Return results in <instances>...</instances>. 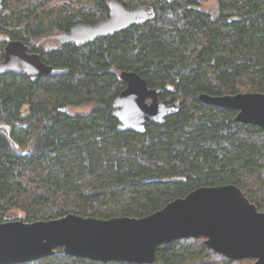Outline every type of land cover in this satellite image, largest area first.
I'll list each match as a JSON object with an SVG mask.
<instances>
[{
    "label": "trees",
    "instance_id": "trees-1",
    "mask_svg": "<svg viewBox=\"0 0 264 264\" xmlns=\"http://www.w3.org/2000/svg\"><path fill=\"white\" fill-rule=\"evenodd\" d=\"M112 0H0V62L7 41L31 46L70 73L32 83L0 76V224L68 215L141 219L202 187L234 185L264 212V131L199 96L264 94V0H117L156 18L86 47H36L76 24L109 17ZM210 2L211 9L204 3ZM134 72L180 111L145 134L119 132L113 103ZM91 105L88 113L72 108ZM4 127H8V130ZM187 238L157 249L154 264H253ZM28 264L99 263L52 257Z\"/></svg>",
    "mask_w": 264,
    "mask_h": 264
},
{
    "label": "water",
    "instance_id": "water-1",
    "mask_svg": "<svg viewBox=\"0 0 264 264\" xmlns=\"http://www.w3.org/2000/svg\"><path fill=\"white\" fill-rule=\"evenodd\" d=\"M108 8L106 20L91 25L79 23L68 33L56 35L58 45L86 47L156 18L155 9L149 5L127 8L112 0ZM68 73V69L44 63L23 41H7L0 76L13 74L36 83L45 77ZM120 81L126 88L113 103L119 132L145 134L149 126L164 125L167 118L179 113V102L162 101L164 91L150 89L137 73L123 72ZM199 101L206 106L237 111L236 122L264 131V94H202ZM198 237L228 259H253V264H264V212L234 185L196 189L141 219L101 220L68 215L52 221L28 223L21 219L1 223L0 264L37 262L54 256L57 249H63L69 257L99 263L154 264L159 247Z\"/></svg>",
    "mask_w": 264,
    "mask_h": 264
},
{
    "label": "rangeland",
    "instance_id": "rangeland-1",
    "mask_svg": "<svg viewBox=\"0 0 264 264\" xmlns=\"http://www.w3.org/2000/svg\"><path fill=\"white\" fill-rule=\"evenodd\" d=\"M212 5L213 4H211L210 2H206V3H204V8L207 9V10L211 9ZM50 42H52V41H50ZM92 108H93V106H91V105H85V106H82V107L72 108L70 111L73 114L88 113ZM21 219L24 220L23 215L21 213L13 212L12 215H11V220L10 221H17V220H21Z\"/></svg>",
    "mask_w": 264,
    "mask_h": 264
},
{
    "label": "flooded vegetation",
    "instance_id": "flooded-vegetation-1",
    "mask_svg": "<svg viewBox=\"0 0 264 264\" xmlns=\"http://www.w3.org/2000/svg\"><path fill=\"white\" fill-rule=\"evenodd\" d=\"M55 36L56 35H52V36H50L48 38L47 37L46 38H42L40 40V43L36 47L39 46L40 48H48V47H52V46L58 45L57 41L55 40ZM50 41H52V42H50ZM29 47L31 48V53H32V49L33 48L31 46H29Z\"/></svg>",
    "mask_w": 264,
    "mask_h": 264
}]
</instances>
